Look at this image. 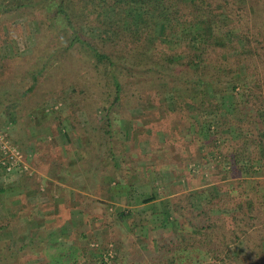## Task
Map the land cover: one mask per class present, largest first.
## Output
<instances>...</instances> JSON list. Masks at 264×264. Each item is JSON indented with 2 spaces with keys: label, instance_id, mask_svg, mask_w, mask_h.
I'll use <instances>...</instances> for the list:
<instances>
[{
  "label": "trees",
  "instance_id": "obj_1",
  "mask_svg": "<svg viewBox=\"0 0 264 264\" xmlns=\"http://www.w3.org/2000/svg\"><path fill=\"white\" fill-rule=\"evenodd\" d=\"M9 11L41 13L49 37L22 94L58 54L66 59L76 50L89 63L94 75L73 79L72 105L90 117L84 104L93 87L111 98L101 105L107 129L100 145H108L105 165L113 171L122 166L111 148L115 107L127 95L151 102L147 91L161 95L157 108L182 110L187 127L221 150L216 184L172 198L176 212L168 234H158L157 260L264 264V0L0 1V12ZM90 141L80 157L95 160ZM43 239L0 242V264Z\"/></svg>",
  "mask_w": 264,
  "mask_h": 264
},
{
  "label": "rangeland",
  "instance_id": "obj_2",
  "mask_svg": "<svg viewBox=\"0 0 264 264\" xmlns=\"http://www.w3.org/2000/svg\"><path fill=\"white\" fill-rule=\"evenodd\" d=\"M41 16L0 12V242L44 238L12 264H180L157 260L158 234H168L175 194L218 182L221 150L187 127L182 110L157 108L161 95L147 91L151 102L127 95L115 107L111 148L122 166L107 167L101 105L111 98L93 87L84 104L90 117L72 105L73 79L94 75L83 55L58 54L22 94L28 70L47 49ZM91 138L95 160L79 153Z\"/></svg>",
  "mask_w": 264,
  "mask_h": 264
},
{
  "label": "crops",
  "instance_id": "obj_3",
  "mask_svg": "<svg viewBox=\"0 0 264 264\" xmlns=\"http://www.w3.org/2000/svg\"><path fill=\"white\" fill-rule=\"evenodd\" d=\"M154 201V200H153Z\"/></svg>",
  "mask_w": 264,
  "mask_h": 264
}]
</instances>
